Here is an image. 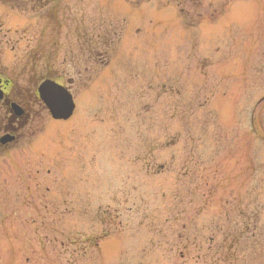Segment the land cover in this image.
Masks as SVG:
<instances>
[{"label":"rangeland","instance_id":"1","mask_svg":"<svg viewBox=\"0 0 264 264\" xmlns=\"http://www.w3.org/2000/svg\"><path fill=\"white\" fill-rule=\"evenodd\" d=\"M183 1L0 0V264H264V0Z\"/></svg>","mask_w":264,"mask_h":264},{"label":"water","instance_id":"2","mask_svg":"<svg viewBox=\"0 0 264 264\" xmlns=\"http://www.w3.org/2000/svg\"><path fill=\"white\" fill-rule=\"evenodd\" d=\"M42 96L56 118L69 117L75 104L67 90L54 82H45L41 87Z\"/></svg>","mask_w":264,"mask_h":264},{"label":"flooded vegetation","instance_id":"3","mask_svg":"<svg viewBox=\"0 0 264 264\" xmlns=\"http://www.w3.org/2000/svg\"><path fill=\"white\" fill-rule=\"evenodd\" d=\"M260 111L258 112L257 116H256V120H257V128L261 129L264 131V109H262V107H259ZM8 110H10V108L8 107ZM11 112V111H10ZM17 119L15 118V116H12V121L10 120V124L8 125H0V135L3 132L6 131H11V132H17V124H16Z\"/></svg>","mask_w":264,"mask_h":264}]
</instances>
